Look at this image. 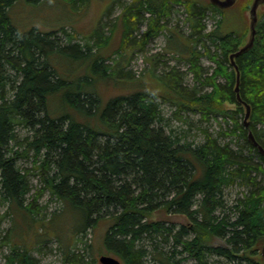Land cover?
Listing matches in <instances>:
<instances>
[{"label":"trees","instance_id":"16d2710c","mask_svg":"<svg viewBox=\"0 0 264 264\" xmlns=\"http://www.w3.org/2000/svg\"><path fill=\"white\" fill-rule=\"evenodd\" d=\"M18 1L0 0L3 200L18 210L39 214L31 204H24L32 189V171L21 168L19 161L30 158L40 170L42 193L63 203V213H56L53 221L70 212L79 224L73 231L76 237L107 222L104 246L125 264H145L149 248L157 252L159 244L174 248L170 257L160 252L164 264H182L188 259L216 264L214 257L224 259L225 264H264L260 254L264 246V157L248 138L252 130L264 146V12L259 15L253 48L236 58L241 103L230 56L247 44L250 29L246 42V28L222 33L230 9L199 0H114L111 8L114 3L123 8L124 35L118 53L127 47L143 48L150 38L168 30L166 50L181 56L188 70L166 67L156 76L153 66L151 73L165 83L166 93L137 91L105 103L90 88L95 77L109 75L108 59L93 52L95 45L107 43L108 24L102 23L86 44L75 42L70 35L64 44L57 31L33 28L19 32L9 14ZM65 1L77 5L88 0ZM177 5L185 7L189 29L185 37L168 28ZM209 16L221 17L212 30L207 25ZM145 24L147 30L141 34ZM54 54L81 61L84 77L77 82L60 77L50 64ZM203 58L215 63V68L204 67ZM153 59L156 67L160 58ZM115 74L131 77L121 67L114 69ZM189 75L195 81L193 88L185 82ZM60 95L80 117L50 115V98ZM167 103L175 108L173 117L164 112L162 106ZM227 103L235 109H227ZM244 104L252 109L249 128L244 122ZM183 113L200 114L203 120L221 119L228 124V131L221 132L228 141L222 142L208 130H204V142L197 145L176 135L172 120H183ZM22 129L29 135L21 138ZM234 187L244 191L230 201L225 193ZM157 212L185 217L187 223L154 221L151 217ZM40 234L41 245L51 242V237L44 236L46 230ZM219 239L224 246L213 244ZM77 242L74 249L64 252L62 264H97L87 257L91 245L76 250ZM82 242L83 238L80 247ZM175 254L182 256L180 261L173 260ZM5 259L6 264H42L21 246H14Z\"/></svg>","mask_w":264,"mask_h":264},{"label":"rangeland","instance_id":"374dc122","mask_svg":"<svg viewBox=\"0 0 264 264\" xmlns=\"http://www.w3.org/2000/svg\"><path fill=\"white\" fill-rule=\"evenodd\" d=\"M130 2L131 0H122ZM204 3H209V0H199ZM254 0H239L237 6L230 8L228 18L225 21L222 33L226 34L234 29L246 28L247 37L249 36L250 26V9ZM114 0H88L80 1L77 5H73L65 0H43L40 3H29L25 0L18 1L9 14L11 21L16 29L21 32H27L33 28L42 32L57 31V35L66 44V35L74 36V41L80 44L92 38L95 31L103 23L108 24L105 28L107 43L104 45H95L93 52H99L101 56L108 59L107 64L110 65L109 75L107 77H95V83L90 89H94L97 95L103 102L120 96L129 95L137 91H150L156 93H166L168 90L164 82H161L158 77H155L151 70L155 68L157 76L166 67L176 68V71L187 72L188 65L186 61L175 52L167 49L168 45V30L163 31L158 37H152L144 45L143 48L132 49L127 47L125 50H120L123 41L124 28L122 25L123 8L120 3H114ZM112 9L110 14L108 10ZM177 11L170 20L168 28L173 29L175 33L186 36L188 34V26L185 23V7L177 5ZM259 15L264 12V4L259 7ZM221 19L207 18L209 30L216 27L217 21ZM113 26V27H112ZM113 29V31H111ZM147 30V24L141 27V34ZM96 41V40H95ZM92 42V43H95ZM142 47V45H141ZM118 53V54H117ZM160 60L154 62V57L157 56ZM158 59V58H157ZM50 64L57 71L58 75L68 81L77 82L83 78L86 72L83 63L77 59L66 55L54 54L50 58ZM202 64L206 68H215V63L206 58L202 59ZM121 67L129 76L114 75V69ZM91 75H93L91 73ZM188 87L193 88L195 81L192 75L185 78ZM198 90L200 87H197ZM203 90V89H200ZM206 91V89H204ZM163 109L167 117H173L175 108L171 104H163ZM227 109H235L234 105L225 104ZM49 112L52 117H60L67 114L78 116L77 112L71 107L65 105L62 100V95L50 98ZM172 125L175 134L190 141L196 145L203 143L205 140L204 130H208L215 137L219 136L222 142H227L229 138H224L221 132L228 131V124L223 123L221 119L210 118L203 120L200 114L183 113V120H172ZM231 126V124L229 125ZM29 135L26 130H20L21 138ZM19 165L23 169H31V192L24 201L25 206L32 205V209L37 213H29L25 210H18L17 207L11 206L8 201H4L0 194V264H6V255L14 246H21L29 249L42 264H62L63 254L68 249H74L75 242L83 238L82 246L79 241L76 244L79 250L85 249L86 245H91L88 249L87 257L91 260H96L100 264L102 256H112L121 260L117 255L110 253L104 246L103 238L108 229V223L101 221L94 229H90L84 236H74V229L79 226L78 221L69 212L60 217H55V214L63 213V203L56 200L48 192L41 191L39 169L33 165V160L24 158L19 161ZM242 190L240 187L228 188L226 190V198L232 201L238 196ZM154 221H168L178 226L187 223V218L182 216L168 215L164 212H157L151 217ZM53 221V222H52ZM52 222V223H51ZM45 237L49 236L51 242L41 245V234L45 232ZM53 237V238H52ZM66 242V243H65ZM215 246H224L222 240L212 241ZM262 248L260 254H262ZM41 249V250H39ZM149 254L145 264H164L165 259L160 252L166 253L169 257L172 255V245L159 244V250L156 252L153 248H149ZM168 257V256H167ZM173 260L180 261L181 255H173ZM184 257V256H183ZM216 264H225V260L221 258H213ZM122 261V260H121ZM183 261V260H182ZM123 264H125L122 261ZM182 264H196L194 260H184Z\"/></svg>","mask_w":264,"mask_h":264},{"label":"water","instance_id":"95a60500","mask_svg":"<svg viewBox=\"0 0 264 264\" xmlns=\"http://www.w3.org/2000/svg\"><path fill=\"white\" fill-rule=\"evenodd\" d=\"M210 3L214 6L219 7L220 9H230L233 6H235V4L238 2V0H209ZM264 4V0H254L253 4L251 6L250 9V36H249V40L247 42V44L245 46H243L241 49H239L236 53H233L230 56V60L232 65L236 68L237 71V86H236V92L238 94V100L242 102V98L240 95V82H241V73L238 69V66L236 64V58L239 57L240 55H243L245 53H247L249 50H251L255 44V40H256V36H257V25L259 22V7ZM246 107V115H245V126L247 128L250 127V117L252 114V109L251 106L248 104H244ZM249 141L258 148L260 154L264 157V146L261 145L252 130L249 131ZM262 257L264 259V246L262 248ZM100 263L101 264H122V262L112 256H102L100 258Z\"/></svg>","mask_w":264,"mask_h":264}]
</instances>
